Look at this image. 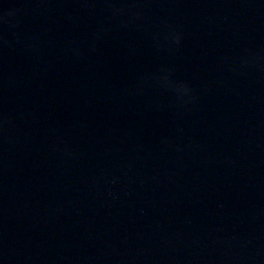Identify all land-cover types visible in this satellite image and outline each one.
Masks as SVG:
<instances>
[{
	"label": "water",
	"instance_id": "obj_1",
	"mask_svg": "<svg viewBox=\"0 0 264 264\" xmlns=\"http://www.w3.org/2000/svg\"><path fill=\"white\" fill-rule=\"evenodd\" d=\"M0 264H264V0H0Z\"/></svg>",
	"mask_w": 264,
	"mask_h": 264
}]
</instances>
